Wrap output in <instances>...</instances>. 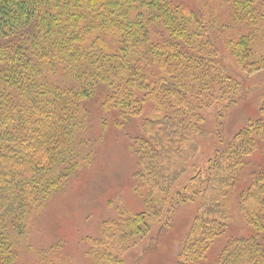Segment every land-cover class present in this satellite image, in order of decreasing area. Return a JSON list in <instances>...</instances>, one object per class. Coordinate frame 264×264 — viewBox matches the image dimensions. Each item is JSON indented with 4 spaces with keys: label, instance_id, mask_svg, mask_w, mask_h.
<instances>
[{
    "label": "trees",
    "instance_id": "1",
    "mask_svg": "<svg viewBox=\"0 0 264 264\" xmlns=\"http://www.w3.org/2000/svg\"><path fill=\"white\" fill-rule=\"evenodd\" d=\"M259 70L264 0H0V264H18L23 252L34 264H72L62 241L32 249L30 226L95 160L105 128L126 131L135 120L142 208L100 221L82 251L87 264H124V251L193 199L174 264L202 260L232 209L254 233L229 239L215 264H264V169L232 196L264 140L263 120L197 164L207 112L220 130L244 94L242 77Z\"/></svg>",
    "mask_w": 264,
    "mask_h": 264
},
{
    "label": "rangeland",
    "instance_id": "2",
    "mask_svg": "<svg viewBox=\"0 0 264 264\" xmlns=\"http://www.w3.org/2000/svg\"><path fill=\"white\" fill-rule=\"evenodd\" d=\"M224 58L226 63L232 65L233 61L226 53ZM242 88L244 94L224 111L220 119V130L217 127L213 130V115L207 112L197 155L199 166L208 157H212V150L219 145V140L228 144L248 122L258 119L264 122L260 110L264 98V70L242 77ZM137 123L135 120L133 128L127 126L126 131L105 128L95 160L51 199L41 217L30 226L26 243L31 244L32 249L38 251L56 241H62L68 248L72 264H87L82 251L87 246V237L97 232L100 221L115 216L117 211L132 213L141 210V200L133 191L134 158L129 146L130 137L136 133ZM94 127L97 132L101 129L96 119ZM262 169L263 139L246 156L232 196H238L248 186L250 175ZM197 211V199L177 204L167 219L165 217L156 225L142 243L122 253L124 264H174ZM229 218L225 230L213 240L206 256L195 264H215L229 239L246 238L254 233L233 209ZM259 239L264 247V233L259 235ZM30 262L34 264V257L23 252L18 264Z\"/></svg>",
    "mask_w": 264,
    "mask_h": 264
}]
</instances>
